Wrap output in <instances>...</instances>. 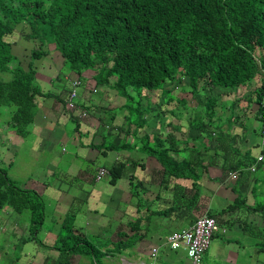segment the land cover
Masks as SVG:
<instances>
[{"label":"crops","instance_id":"obj_1","mask_svg":"<svg viewBox=\"0 0 264 264\" xmlns=\"http://www.w3.org/2000/svg\"><path fill=\"white\" fill-rule=\"evenodd\" d=\"M54 62L55 58L36 66V77L51 85L39 89L36 97L28 134L32 146L25 137L13 134L10 139V132L0 136V146L7 139L14 140L10 158L23 144L38 153V159L44 158L42 166H30L29 177L11 176L21 187L40 195L43 222L32 225L27 210H1L0 217L5 219L0 222V262L141 264L149 261L155 247L156 264H186L184 247L170 249L166 237L208 214L223 229L215 233L221 239L207 247L201 264H264V161L256 160L261 121L252 92L251 112L247 113L245 107L235 112L239 99H234V90H224L217 98L215 113L204 114L205 124L211 126L202 131L191 126L195 107L188 102L183 108H164L175 102L163 98V89L156 90L162 97L156 100L138 96L140 113L111 86L99 87L90 77L92 71L59 74L60 67ZM75 77L81 81L78 108L65 109V96ZM53 79L67 82L63 88L55 87ZM259 79L253 80V88ZM223 105L226 108L221 110ZM158 107L161 109L156 111ZM80 110L87 114L80 115ZM152 114L159 123L152 120ZM55 129L60 138L46 133ZM62 144L70 148H59ZM2 148L0 158L8 165L12 163L9 146ZM252 164L255 171L248 169ZM100 166L109 171L116 168L119 176L112 179L108 172L96 180ZM226 211L230 223L225 225L221 220ZM24 212L29 214L28 221ZM69 218L72 226L67 229L64 222ZM75 237L78 244L73 247Z\"/></svg>","mask_w":264,"mask_h":264},{"label":"trees","instance_id":"obj_2","mask_svg":"<svg viewBox=\"0 0 264 264\" xmlns=\"http://www.w3.org/2000/svg\"><path fill=\"white\" fill-rule=\"evenodd\" d=\"M21 24L34 44L26 65L4 39ZM52 49L70 70L92 71L98 85H109L128 100L133 90L139 95L143 89H163L169 95L164 84L181 81L182 91L190 90L198 104L191 121L195 129L211 126L203 113L211 116L219 101L201 97L208 86L230 92L250 88L259 76L261 84L251 92L258 115L263 112L264 0H0V111L13 107L10 120L0 125L10 124L21 137L30 132L40 93L35 61ZM179 102L186 105L183 98ZM134 110L143 112L139 103ZM11 165L0 158V211L5 206L27 210L38 227L44 218L41 197L8 174ZM108 172L112 179L119 176L116 168ZM71 226L69 218L64 227Z\"/></svg>","mask_w":264,"mask_h":264},{"label":"rangeland","instance_id":"obj_3","mask_svg":"<svg viewBox=\"0 0 264 264\" xmlns=\"http://www.w3.org/2000/svg\"><path fill=\"white\" fill-rule=\"evenodd\" d=\"M20 27L21 28H17L16 31L9 37V40L13 44V51L20 56V59H22V62L21 63L23 65H26V62L29 60V52H30V49H32L34 47V44L32 43V41L30 39H26V37H25V34L27 33V31H29L28 27L26 25H22V24L20 25ZM22 35L24 37L25 43L22 42L23 41ZM18 42H21L22 44L18 46ZM50 48H53V46L50 47ZM261 48H262V46L258 47L257 49L259 51H261ZM54 58L56 60V62H54V63L57 66L60 67L59 68V74H67L68 75V74H72V72H74L73 70H70V67L65 66L64 64H62V59L63 58H61L60 54L55 49L50 50L49 54L43 56L41 59L36 60L35 61V65L37 67H40L42 64H47V62H50ZM55 69L57 70V68H55ZM97 72H99V70L98 69H95V73H97ZM37 73H38V69H37ZM61 77H62V75H60V78ZM4 78L5 79H8L9 78V75L5 74L4 75ZM258 78H259V76H258ZM184 81H186V79H184L182 82H184ZM35 82H36L37 86L40 88V90H42V89H48V88H50V85H51L49 83V81H46L43 77H40V78H37L36 77ZM52 82L54 83V86L55 87H61V88H63L66 85L67 80H64L62 82H59V81H55V79H53ZM181 85H183L181 83V81H180V83L178 81H173L172 83L164 84V87L165 88L169 87L171 92H170L169 95H168V92H166L163 95V98L164 99H166L167 97H170V98L172 97L173 98V96H174L173 99H174V102H175V104L167 105L164 108H173V106H177V108H179V107L183 108L182 107L183 104L179 102V100L182 99V98L186 102H188V104H189V106H191V108L198 106L197 102L194 100L193 95L190 93V90H188L186 92H183L182 91V88H181ZM101 86H103V85H99V87H101ZM80 88H79V86L77 87V92H79ZM221 89H223V90H221ZM252 89H253V86H251V88L249 90L246 87H243V88H239L238 90L236 89V90L232 91V92H234V94H232V95H234V99L235 100H238L239 99V103L237 104V107L235 108V112H237V111L238 112H241L242 109H244V107L246 108L244 112H247V111H248L247 113H250L251 112V108L248 109V107H250V104H251V102L249 101V97H251L250 93H251V90ZM183 90H186V88H183ZM224 90H225V88H219V87L210 88L208 86L207 90L204 89L203 92L201 93V97L204 96L206 98L207 97L212 98V97L215 96V97L219 98L218 96L221 93L225 92ZM133 91L135 92V96L133 95V98H131V99L128 100V97H126L127 100H128V102L130 103V105L133 108L137 107V102H138V98H139L138 96H142V97L144 96L145 98H147L150 101L151 99L152 100H156L157 99L156 97L160 95V94H157L156 93V90L148 91L146 89H143L139 95H137V92L135 90H133ZM197 91H199V92L202 91L201 85L198 86ZM151 92H152V94H150ZM92 95H93V97H98V94L97 93H92ZM159 98H162V97L159 96ZM158 104H159V102H158ZM4 109L5 110H1L0 111V121L1 122L9 121L10 120V117H11V114H12V111H13V107H10V106L9 107H6ZM160 109L161 108L158 107V109L156 111H158ZM116 110L119 111V112H122L123 111L122 109H116ZM210 111H211V109H209V112ZM149 112H151V111H149ZM204 114L205 113H203V115ZM210 115H211V113H210ZM151 118H152L153 121L154 120H157L158 123L160 122V120H158V118L155 115H153V114H152V117ZM146 122L149 124V121H146ZM69 128H71L70 125L67 126V129H69ZM67 129H66V131H67ZM13 130H14V127L11 126L10 124H8V125L1 124L0 125V136H1V134L6 135V134H8V132H10L9 133L10 135H8L9 138L12 137L13 134L19 136ZM46 133H48L49 136L54 135L55 137L60 138V137H58V134H59V130L58 129L51 130V131H48ZM28 134H30V133H28ZM28 134L25 136V139H26L25 142H26L27 145L32 146V138H30V136ZM4 138H6V137L4 136ZM10 139H7V142L3 143L0 146V151H2V149H3L2 146L3 145H6L7 147L9 146L8 153H9V160L12 161V168H9L8 174L10 176H13V177L19 175V176H25L27 178V177H29L30 174H32L31 173L32 172V169L30 168V166L32 164H33V168H37L39 166H42L44 164V158H43V156H41L38 159V153L33 152L31 150V148L29 150L28 149V146L26 144L21 145L19 147V150L17 151V153H15V155H13L12 158H10L11 152L13 150L10 147V146H12L10 143L12 141H14V140L11 141ZM34 141H35V139L33 140V143H34ZM16 143H18V141H16ZM144 144H145V146H147L146 145V142H144ZM61 146H64V147H66L68 149L70 148V145L69 144H62V145L59 146V148H61ZM259 147H260L259 153H262L263 154V161H264V147L262 148L260 145H259ZM196 148H197L196 150L198 151L199 148L198 147H196ZM63 149H65V148H63ZM5 165L7 167V164H5ZM91 167H93V165ZM123 171H124V169H123ZM4 208H9V207L8 206H5ZM4 208H2L1 210H3ZM228 212L229 211H226L225 212V214L223 215V218L221 220V222L223 224H225V225L230 223V219H229ZM24 215H25L24 220H27L28 221L29 220L28 219L29 214L24 212ZM2 219L4 220L5 217L4 216H3V218L0 217V222L2 221ZM3 223H5V222H3ZM221 228L223 229V227L219 226L218 230H221ZM215 233H214L213 237L210 240V244H209V247L210 248H211V246L216 241H219L221 239V236H219L218 234H215ZM230 233H231V235L233 234V229L230 231ZM10 234L13 235L12 233H10ZM14 251L16 252L17 249L15 248ZM10 256L13 257L14 254H11ZM239 258H240V260L242 259V257H239ZM7 263H8V260L7 261L6 260H3V261L0 262V264H7ZM9 264H13V262L12 263H9Z\"/></svg>","mask_w":264,"mask_h":264},{"label":"built area","instance_id":"obj_4","mask_svg":"<svg viewBox=\"0 0 264 264\" xmlns=\"http://www.w3.org/2000/svg\"><path fill=\"white\" fill-rule=\"evenodd\" d=\"M261 79H259V85ZM80 80L74 79L71 83V87L65 98V108L74 109L75 98L77 96V87L80 85ZM258 86V85H257ZM262 113L260 116L261 121V133H260V146L264 147V88L261 92V104ZM85 115V111L82 112ZM257 161L263 160V154L259 153L256 157ZM250 171H255V164L248 167ZM108 173L107 169L100 166L95 174L96 180H100ZM232 176H237V172H233ZM219 226L216 219L208 214H202L197 217L196 221L189 227L172 231L166 237V244L170 249H176L179 246L184 247L186 251L187 264H201L204 251L209 246L210 240L214 233L218 230ZM158 255V249L152 248L149 254V261L142 262L141 264H156V257Z\"/></svg>","mask_w":264,"mask_h":264},{"label":"clouds","instance_id":"obj_5","mask_svg":"<svg viewBox=\"0 0 264 264\" xmlns=\"http://www.w3.org/2000/svg\"><path fill=\"white\" fill-rule=\"evenodd\" d=\"M18 28H21L20 27V25H19V27ZM16 31V30H15ZM12 34H10V36H11ZM9 36V35H8ZM9 36V37H10ZM7 37V36H6ZM4 38V39H9V37H7V38ZM10 41V40H9ZM12 44V43H11ZM11 48H12V50H13V44L11 45ZM78 77H75L74 79H77ZM74 79H72L71 81H70V84H69V89H70V87H71V83H72V81L74 80ZM81 82V81H80ZM81 84V83H80ZM80 86V85H79ZM69 89H68V91H69ZM68 91H67V93H68ZM67 93H66V95H67ZM77 96H78V92H77ZM77 96H76V98H77ZM65 98H66V96H65ZM76 98H75V104H76V106H75V108L74 109H77L78 108V106H77V103H76ZM64 102H65V100H64ZM66 109V108H65ZM74 109H72V110H74ZM84 110H80V115H82V112H83ZM87 114V111H85V115ZM82 116H84V115H82ZM105 168V167H104ZM108 171V170H107Z\"/></svg>","mask_w":264,"mask_h":264}]
</instances>
